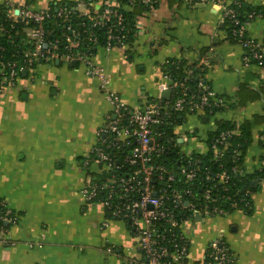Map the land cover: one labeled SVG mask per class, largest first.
<instances>
[{
    "label": "crops",
    "instance_id": "1",
    "mask_svg": "<svg viewBox=\"0 0 264 264\" xmlns=\"http://www.w3.org/2000/svg\"><path fill=\"white\" fill-rule=\"evenodd\" d=\"M58 1L74 2L73 8L84 12L101 5V0L11 3L43 10ZM240 1L264 10V0ZM221 17L220 7L212 3L162 0L136 18V34L126 46L100 45L92 59L106 69L113 90L129 107L144 106L160 95L166 59H206V79L229 104L217 120H254L264 116V65L244 64L243 48L228 38ZM247 29L253 39L264 41V16L252 18ZM73 62H40L24 69L15 87L0 92V197L18 215L0 235V264H146L128 223L109 218L101 202L90 204L82 196V187L101 174L98 164L85 161L112 107L98 80L85 73L83 63ZM243 88L259 93L250 109L249 102L237 104ZM237 106L241 116L231 112ZM194 115L202 126L192 130L200 142L191 151L204 153L216 122L209 125L210 117L201 112L185 120ZM178 127L187 145L192 136L185 137ZM201 130L207 132L203 138ZM262 132L264 125L257 123L244 155L246 174L255 172L263 153ZM254 189L250 212L229 209L183 223L190 240L189 264H202L209 243L219 235L226 238L235 264H264V179Z\"/></svg>",
    "mask_w": 264,
    "mask_h": 264
},
{
    "label": "built area",
    "instance_id": "2",
    "mask_svg": "<svg viewBox=\"0 0 264 264\" xmlns=\"http://www.w3.org/2000/svg\"><path fill=\"white\" fill-rule=\"evenodd\" d=\"M140 1L150 5V8L153 7V0ZM200 1L220 7L222 23L229 22L228 27H232V37L243 48L244 64L264 65V41L255 40L247 34L248 23L239 19L236 8L231 7L226 0ZM111 3L110 0H101V11H98V8L95 9L96 14L93 17V27L105 29L106 44L104 46L108 49L124 47L130 41V28L126 18L121 11L114 9ZM0 5L8 7L5 18L0 20V33L11 31L22 33L23 42L29 44L28 48L21 51L23 59L18 61L6 58V47L0 42V92L4 91L6 87H15L20 73L24 69L34 67L43 61L49 62L55 59L68 63L81 62L85 66V73L98 80L112 109L107 123L98 132L97 143L91 149L85 164L92 161L100 166V173H113L116 165L111 150L128 146L130 150L126 161L130 165L139 164L141 166L127 176L111 174L105 180L97 181V178L89 180L82 187L81 193L87 203L101 202L105 209L110 211L113 218L122 217L131 221L139 239L140 249L147 258L146 264H167L168 260H172L176 264H186L183 259L189 253L190 240L183 233L182 225L186 221H193L197 215H223L228 213V206L233 209L243 208L242 210L252 208V191L248 189L245 190V196L239 199L243 204L242 208H240L239 200L231 195H223L220 198L223 204L227 203V207L216 204L218 195L213 196L211 187L205 189L206 204L191 202L189 198L194 196V187L199 178L198 169L201 164L199 155L212 151L214 158L218 160L230 151L232 162H238L236 160H239L244 154L241 143L232 142V138L239 134L238 127L221 130L209 142L204 153L195 150L184 151L181 143L186 139L175 130L178 141L182 140L179 141L181 156L177 159L178 171L164 164L154 163L155 158L171 149L172 143L176 139V137L169 136L162 144L156 142V137L162 135L161 132L156 131V126L162 123L163 118L170 119L174 117L173 114L182 115V113L185 116H190L199 112L210 117L229 105L228 100L206 82V74L199 77L197 90L194 91L186 84V81L194 74L193 69H187L183 80L174 78L169 71H164L162 74L163 89L160 95L156 99L148 101L144 106L129 107L113 90L106 69L95 63L92 59V52L87 51L88 48L96 49L99 43V36L94 33L92 28L85 27L82 31L90 35L91 44L85 47L87 49H84V46L77 47L74 38L67 35L64 50L61 52L59 50V44L62 42L60 37L50 39V31L46 27L47 20L51 17V5L43 10H35L26 4L15 6L11 0H3ZM80 5L84 7L86 2H81ZM92 7L85 12L80 11V13L89 15L92 12ZM57 11L59 17H67L70 13L66 7H59ZM253 15L251 14L250 17ZM67 28L74 33L76 39L82 40L81 32L75 30L71 24ZM169 60L170 58L166 59L162 65L167 64ZM207 64L209 63L206 59L197 62V66L201 68ZM168 90L171 91V96L165 98L163 94ZM174 94L175 98H173ZM171 107L174 109L173 113L170 112ZM178 126L179 124L175 128ZM217 128L218 126L215 124L210 131H215ZM263 155L264 149L260 157ZM263 167L264 159L260 158L256 169L262 170ZM232 169L235 173H245L244 167L242 169L237 164H234ZM216 176L227 190L226 185L231 177L228 171L223 169ZM177 177L183 180L184 188H172V183L176 181ZM153 179L164 181L167 187L161 189L160 192L155 191V187L151 184ZM132 192H138V197L133 198ZM102 193H105L104 196H101ZM186 201H189V204H186ZM208 202L215 204L210 205ZM0 205L7 206L6 201L0 199ZM177 210L183 215L180 220L176 219L175 212ZM0 219L6 222L16 221L18 215H13L11 209L7 208ZM174 227L179 228L177 232L173 230ZM1 233L2 231L0 235ZM108 250L110 251L111 248ZM208 257L209 261L206 263L203 260L202 264L236 263V257L226 238L222 235L216 236L209 243ZM166 258L168 260H165Z\"/></svg>",
    "mask_w": 264,
    "mask_h": 264
},
{
    "label": "trees",
    "instance_id": "3",
    "mask_svg": "<svg viewBox=\"0 0 264 264\" xmlns=\"http://www.w3.org/2000/svg\"><path fill=\"white\" fill-rule=\"evenodd\" d=\"M111 6L114 9H117L118 11H121L125 18L128 27L130 28L129 33V39L132 40L136 34V18L141 15L143 12L148 11L152 8H157L162 0H153L152 6L150 8V5H147L143 3L140 0H110ZM76 4L74 2H67V1H58L56 3L51 4V17L49 20H47L46 27L50 31L49 38L54 39L55 37H60L61 43L59 44V50L62 52L64 50V44H65V38L68 36H71L74 38V40L78 43H76L77 47H83L84 49L87 45L91 44L90 41V35L88 33H83V28H92L95 34L99 36V43L97 45H105L106 44V35H105V29H99L98 27H93L94 22V15L96 14V10L93 9L92 12L89 15H83L80 13L76 7L73 8ZM105 5V4H103ZM231 7L236 8L238 12L239 19L243 22L248 23L252 18L263 15L264 16V10H261L259 8H251L248 5H246L243 1L237 0L230 4ZM59 7H66L70 13L67 17H59L57 9ZM102 7V6H101ZM99 6L98 11L101 9ZM8 7L7 5H0V20H3L5 18V14ZM101 11V10H100ZM251 14H254L252 17H250ZM71 24L72 27L75 28V30L81 32V39H76L74 36V33L70 32V29L67 28V26ZM7 25V24H6ZM229 22H225L224 29L227 31L228 38L234 42L237 43V40L232 37V27L229 26ZM9 28V26H8ZM248 34V29H247ZM11 35V37H9ZM0 42L6 47L5 50V56L9 60H18L20 61L23 59L21 51L24 48H28L29 44H25L23 42V34L22 33H15L14 31H11L9 33H0ZM96 47V49H97ZM96 49L91 50V48H88L87 51L92 52V54L96 51ZM187 69H193V75L190 76V78L186 81L187 86L190 87L191 90L196 91L199 77L204 76L207 72V65L201 68L197 66V62L191 63L186 59L182 58H170L169 62L167 64L162 65V71H169L172 73V76L176 79L183 80L184 76L187 74ZM21 74V73H20ZM200 74V75H199ZM202 74V75H201ZM206 82L210 85H212L207 79ZM196 93V92H195ZM173 98H175V94L173 95ZM172 98V99H173ZM259 98V93L257 91L243 88L240 91L239 101L237 102L238 105H245L247 102L255 101ZM233 104V103H232ZM226 108V107H225ZM224 108V109H225ZM170 112H174V109L172 107L170 108ZM182 113V115H174L173 118H163L162 123L159 126H156V131L161 132V136L156 137V142L158 143H164L169 136L176 137L174 142L172 143L171 149H169L165 154H163L160 157L155 158L154 163L155 164H164L165 166L175 168V171H178L177 166V159L181 156L180 154V144L178 141L177 133H175V126L180 125L185 121V114ZM259 123H264V116H256L254 120H244L242 123L237 124L236 122L219 119L216 121V124L218 126L217 130L210 131L208 133V137L206 139L207 145L210 141L221 131L224 129H233L238 127L239 134L235 135L232 138V142H240L241 143V149L243 150V155L240 157L239 160H236L238 162H232V156L230 151H228L222 158L215 159L214 154L212 151H207L206 153L199 155L201 158V164L198 169L199 178L196 180V185L194 187V196L189 197L191 202H200L203 204H206V201L204 199V193L206 187H211L213 196L218 195V200L216 204L222 205L227 207V203L223 204V201L220 200L221 196L223 195H231L233 198L239 200L242 196L244 197L245 190L255 191L254 188L251 187L250 183L253 179H264V167L262 170L256 169L254 173L246 174V173H235L233 172V165L237 164L241 166L243 169V162H244V155L247 147L251 143L253 139V128L254 126ZM262 140L261 145L264 146V132H262ZM130 150V147L124 146L121 149H112L111 153L115 160L116 169L115 172L107 173V174H100L97 178V181L105 180L107 177H109L111 174H114L116 176H120L121 174L130 175L132 172H135L137 168H139L141 165L137 164L135 166L130 165L126 161V156ZM197 156V154H194ZM261 159H264V155L260 157ZM226 169L228 173L231 175L229 183H227L228 189L225 190L223 183L220 182V179L216 176L217 173H219L221 170ZM209 176V178H208ZM151 184L155 187V191L160 192L161 189L164 187L166 188L167 185L164 181H157L156 179H153ZM185 184L183 180H180L179 177L176 178V181L172 183V188H184ZM170 189V193L171 190ZM105 193H102L101 196H104ZM131 196L133 198L138 197V192H132ZM0 199H3L0 197ZM250 199V198H249ZM187 202V201H186ZM208 204L212 205L215 203L208 202ZM240 208H242L243 204L239 200ZM7 205V203H6ZM10 208L7 206L0 205V216L4 213V211ZM227 209H233L230 208V206L227 207ZM243 209V208H242ZM247 212H250L252 208L245 209ZM13 215H15V211L11 210ZM107 216L109 218H113L111 216L110 211L106 209ZM185 214V211H183ZM176 219L180 220L183 215L180 214V211L177 210L175 212ZM113 219H124L122 217H114ZM127 223L129 228L133 233L134 232V226L131 223L129 219H124ZM15 221L6 222L2 219H0V232L7 230L10 223H13ZM8 223V225H6ZM179 228L174 227L173 230L175 232L178 231ZM142 251V250H141ZM143 252V251H142ZM206 257L204 259V262L209 261L208 257V249L206 252ZM144 254V253H143ZM145 260L147 261V258L145 257ZM165 260H168L167 258ZM184 263H188L186 257L183 259ZM167 264H176L172 260H168Z\"/></svg>",
    "mask_w": 264,
    "mask_h": 264
},
{
    "label": "rangeland",
    "instance_id": "4",
    "mask_svg": "<svg viewBox=\"0 0 264 264\" xmlns=\"http://www.w3.org/2000/svg\"><path fill=\"white\" fill-rule=\"evenodd\" d=\"M8 87H6L5 89H7ZM235 100V99H234ZM252 107V105H251V102H249V109ZM240 107L239 106H237V107H235V108H232L231 110V112H234L237 116H241V111H240ZM218 114V113H217ZM216 115H212V116H210V119H211V121L208 123L209 125H214L215 124V122H216V120H217V116L215 117ZM201 119H199V117L196 115H194V116H191V117H188V118H186V120L185 121H183V123L178 127V130L180 131V132H184L183 133V135L185 136V137H191L192 135H193V131L192 130H194L196 127H201L202 126V123H201V121H200ZM261 124H263L264 125V123H261ZM175 130H177V127L175 128ZM207 133V132H206ZM206 133H205V131L204 130H201V131H199V136L201 137V138H203L205 135H206ZM200 141H198V139H195V137L194 136H192L191 138H190V141H189V143L186 145V144H184V143H182V145L181 146H183V148L186 150V152H189V151H191L198 143H199ZM263 148V147H262ZM262 148H261V150H262ZM229 212V211H228ZM111 219H113V218H111ZM121 220H124V219H121ZM125 221V220H124Z\"/></svg>",
    "mask_w": 264,
    "mask_h": 264
},
{
    "label": "water",
    "instance_id": "5",
    "mask_svg": "<svg viewBox=\"0 0 264 264\" xmlns=\"http://www.w3.org/2000/svg\"><path fill=\"white\" fill-rule=\"evenodd\" d=\"M57 61L59 62V60H57ZM73 63L76 64V61H74ZM24 73H26V71H24ZM170 95H171V91L170 90H168V91H166L164 93V97L165 98H170ZM204 120H207V117H204ZM148 164H150V163H148ZM258 184H259V179H253V180H251L250 185H251L252 188L258 187ZM186 204H189V201H187ZM200 217L201 216H199V218Z\"/></svg>",
    "mask_w": 264,
    "mask_h": 264
}]
</instances>
